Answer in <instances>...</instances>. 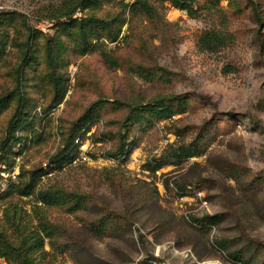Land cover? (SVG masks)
<instances>
[{
    "label": "rangeland",
    "instance_id": "rangeland-1",
    "mask_svg": "<svg viewBox=\"0 0 264 264\" xmlns=\"http://www.w3.org/2000/svg\"><path fill=\"white\" fill-rule=\"evenodd\" d=\"M58 1L0 0V11L24 14L29 25L53 33L43 17ZM239 1L242 9L235 12L230 0L220 1L218 9H210L209 0H195L199 13L193 15L164 3L156 18L136 19L132 29L126 23L117 42L83 56L71 53L69 90L49 111L50 91L30 80L27 95L37 106V118L32 142L21 152L16 149L15 166L3 173L12 179L21 167L48 166L61 147L62 132L99 98L147 103L181 94L190 102L185 112L153 126H135L126 159L107 157L123 136L126 111L103 110L81 136L90 141L89 160L73 163L81 155L77 145L69 162L40 179L41 187L57 184L86 194L89 201L75 213L43 208L66 230L62 240L68 250L47 246L49 254L37 264H264V0ZM104 10L119 9L108 5ZM211 31L229 41L213 45V51L202 49L198 40ZM10 36L24 39L14 28ZM9 50L12 67L19 53L15 47ZM9 69L0 76V95L14 87ZM12 113L13 106L0 117V142ZM207 122L212 124L201 141L202 153L177 163L170 154L199 140ZM151 162L165 164L152 172ZM18 201L33 213L32 198ZM1 210L0 205V216ZM109 212L123 225L97 233L92 224ZM217 214L218 221L204 227L191 220ZM0 264L7 262L0 258Z\"/></svg>",
    "mask_w": 264,
    "mask_h": 264
},
{
    "label": "trees",
    "instance_id": "trees-1",
    "mask_svg": "<svg viewBox=\"0 0 264 264\" xmlns=\"http://www.w3.org/2000/svg\"><path fill=\"white\" fill-rule=\"evenodd\" d=\"M209 1L210 9H218L222 0ZM194 2L195 0H59L57 4L47 8L43 17L51 23L53 33L29 25L24 14L0 11V76L4 73V68H11L6 73L14 82L11 90L0 95V117L13 106L7 135L0 142V258L7 264H37L49 254L47 246L57 251L68 250V243L62 240L66 230L48 218L43 208L59 207L75 213L87 207L89 197L57 184L41 187L40 179L48 172L62 168L75 156V140L90 131L95 121L103 115L104 109L126 111L121 121L123 136L116 149L107 152V157L124 156L126 159L132 152L127 140L135 126L139 129L153 126L175 113L185 112L190 103L181 94L155 98L147 103L137 99L127 101L121 98H99L71 123L68 131L62 132L61 147L51 156L48 166L32 170L21 167L15 174L16 178L12 179V175L4 177L3 173L15 166L21 147L32 142L29 135L37 118V113L34 112L37 106L27 95L30 80L33 79L34 87L39 85L50 91L49 111L63 102L69 90L68 68L71 64V53L83 56L91 51L101 50L106 42H117L126 23L132 29L136 19L156 18L159 15V5L164 3H170L191 15L198 14L199 10L194 7ZM230 4L235 12L241 11L239 0H230ZM108 5L116 6L119 10L105 11ZM11 28L24 39H11ZM198 41L202 49L213 51L216 49L213 45L221 47L229 41V37L211 31L206 32ZM10 46L15 47L19 53L18 61L12 67H8L7 63ZM104 55L106 58L111 57L106 53ZM48 111L43 109V112ZM211 124L209 122V128H200L199 140L180 146L170 156L180 163L200 155L203 151L201 141L207 137ZM36 135L39 137L40 134L37 132ZM17 148L20 152H16ZM164 164L151 162L147 167L148 170L156 172ZM3 180L7 181L6 186L2 185ZM178 193L184 195L185 191L181 188ZM25 197L34 200L31 207L33 213L19 204L18 200ZM218 218L217 214L202 218L191 217V220L204 227L207 223H216ZM92 225V229L102 234L108 227L119 229L123 222L118 219L117 214L109 212L106 217ZM239 259L240 256L237 255L236 260Z\"/></svg>",
    "mask_w": 264,
    "mask_h": 264
},
{
    "label": "built area",
    "instance_id": "built-area-1",
    "mask_svg": "<svg viewBox=\"0 0 264 264\" xmlns=\"http://www.w3.org/2000/svg\"><path fill=\"white\" fill-rule=\"evenodd\" d=\"M76 144L79 146V148H80V151H81V155H80V157L79 158H73V163H77V161H79V159L80 158H82V160H84V161H88L89 160V156L90 155H88L87 154V151L89 150V147H90V141H88V140H82L81 139V137H78L77 139H76ZM81 160V159H80ZM14 172V171H13ZM16 173H17V171H15ZM15 173V174H16ZM15 174H13L14 176H15ZM189 188L191 189V187L189 186ZM195 194L198 196V197H200V199H203V196H204V194H203V191H201V190H197V191H195ZM185 195V194H184ZM184 195H180L181 196V198L184 196ZM204 203H207L206 201H204Z\"/></svg>",
    "mask_w": 264,
    "mask_h": 264
}]
</instances>
